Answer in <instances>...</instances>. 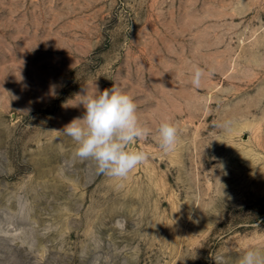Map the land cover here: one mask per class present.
I'll return each instance as SVG.
<instances>
[{
  "label": "rangeland",
  "instance_id": "374dc122",
  "mask_svg": "<svg viewBox=\"0 0 264 264\" xmlns=\"http://www.w3.org/2000/svg\"><path fill=\"white\" fill-rule=\"evenodd\" d=\"M114 84L152 129L120 186L60 132L78 95ZM249 247L264 249V0H0V264H236Z\"/></svg>",
  "mask_w": 264,
  "mask_h": 264
},
{
  "label": "clouds",
  "instance_id": "9594fccd",
  "mask_svg": "<svg viewBox=\"0 0 264 264\" xmlns=\"http://www.w3.org/2000/svg\"><path fill=\"white\" fill-rule=\"evenodd\" d=\"M205 76L203 69H194L192 86L199 88ZM78 95L76 105L85 109L82 117L74 118L60 131L76 144L74 158L90 160L94 163L97 175H104L118 182L126 180L131 171L146 162L148 153L133 150L134 142L144 140L152 134V129L141 123L138 106L134 98L123 89L113 85L110 89ZM226 132L233 130V121L218 125ZM157 142L165 153L175 151L180 139L178 127L169 119H162L156 129ZM216 264H223L218 256ZM236 264H264V249L249 247L237 257Z\"/></svg>",
  "mask_w": 264,
  "mask_h": 264
}]
</instances>
